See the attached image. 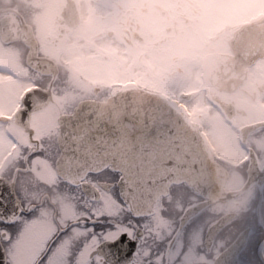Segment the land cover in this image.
<instances>
[{
    "label": "flooded vegetation",
    "instance_id": "1",
    "mask_svg": "<svg viewBox=\"0 0 264 264\" xmlns=\"http://www.w3.org/2000/svg\"><path fill=\"white\" fill-rule=\"evenodd\" d=\"M228 10L235 15L228 16ZM263 15L257 0H0V177L34 203L51 200L54 207L44 211L61 223L79 217L77 204L93 192L77 189L65 199L68 180L59 172L62 145L57 148L62 115L84 99L105 100L131 87L155 91L186 107L220 170L224 194L217 191L209 205L182 224L187 208L207 197L185 184L173 185L150 213L140 215L137 264L143 257H149L145 264L257 259L252 245L264 244V56L237 59L230 39ZM25 21L31 31L24 30ZM18 41L38 48L45 58L62 52L67 62L57 58L49 67L39 58H23ZM45 76L47 86L33 83ZM21 83L27 85L20 88ZM34 87L39 91L31 97L29 126L35 129L37 113L47 110L56 117L58 133L34 131L32 139L40 141L34 147L51 149L52 155L29 162L28 153L20 154L9 136L30 144L25 118L18 114L24 107L20 100ZM9 121H15L14 127ZM100 172L84 179L96 182L100 211L119 215L122 206L130 209L118 186L111 181L105 186L107 177ZM114 178L119 181L120 174ZM222 217L224 225L208 239L210 227ZM234 244L235 250L224 256Z\"/></svg>",
    "mask_w": 264,
    "mask_h": 264
},
{
    "label": "water",
    "instance_id": "2",
    "mask_svg": "<svg viewBox=\"0 0 264 264\" xmlns=\"http://www.w3.org/2000/svg\"><path fill=\"white\" fill-rule=\"evenodd\" d=\"M230 43L237 59L253 61L263 56L264 17L240 28ZM60 121V136L69 141L67 149L62 145V159L58 162L60 174L68 180H75V183L85 177L80 161L76 159L74 133L78 128L90 133L92 140L98 143L90 145L87 150L93 155L97 150L105 151L118 162L122 168L119 191L126 185L123 200L137 216L150 213L172 184L185 182L210 198L189 207L182 224L209 204L217 191L224 194L220 189V175L214 172L200 132L158 93L130 88L116 92L106 100H82ZM130 125L135 126L129 136L131 150L121 154L116 151L118 138L129 132ZM79 155L83 156V153ZM104 168L97 164L89 172ZM0 181L6 180L0 178ZM83 185L91 194L93 188L88 187V183ZM223 223L224 218L214 224L209 229L208 238L212 239ZM234 249H228L224 256Z\"/></svg>",
    "mask_w": 264,
    "mask_h": 264
},
{
    "label": "snow or ice",
    "instance_id": "3",
    "mask_svg": "<svg viewBox=\"0 0 264 264\" xmlns=\"http://www.w3.org/2000/svg\"><path fill=\"white\" fill-rule=\"evenodd\" d=\"M38 91L34 87L26 91L20 100L24 107L19 110V115L25 118L24 126L28 128L30 144L9 136L18 145L20 154L28 153L29 162L41 155L51 159L52 155L51 149L34 147L40 141L32 139L31 134L34 131L40 136L58 133L56 117L47 110L37 113L35 129L29 126L33 112L31 97ZM8 123L13 127L15 125V121ZM74 134L78 153L76 159L80 161L83 172L87 174L97 164L103 165L110 170V173L100 172L107 177L105 186L108 181L120 186L114 178L117 172L122 171L118 162L105 151L97 150L93 155L84 150L98 143L92 140L90 133L78 128ZM68 144L69 141L64 140L63 136H58L57 148L63 145L67 149ZM79 153H83V156ZM95 183L92 181L88 187L94 189ZM56 184H59V179ZM121 187L120 197L123 199L126 185ZM77 189L87 190L83 184H76L75 180L66 181L63 190L65 199L68 193L74 195ZM113 199H116L115 195ZM47 206L54 207L51 200L34 203L31 197L18 193L13 185L0 181V264H137L134 257L142 235L143 217L137 216L132 209H123L122 206L119 215L105 214L100 211L101 201L94 190L90 197L77 204L79 217L66 218L63 223L59 216H49L44 211ZM64 207L67 209L68 206ZM137 220L141 223H137ZM252 247L258 258L247 261V264H264V244L254 243ZM148 259L143 257L140 264H145Z\"/></svg>",
    "mask_w": 264,
    "mask_h": 264
},
{
    "label": "clouds",
    "instance_id": "4",
    "mask_svg": "<svg viewBox=\"0 0 264 264\" xmlns=\"http://www.w3.org/2000/svg\"><path fill=\"white\" fill-rule=\"evenodd\" d=\"M24 30L25 31H31L32 30V25L30 22L25 21L24 23ZM21 54L23 58H39L41 60H44V63L47 64L49 67H55L57 64V58L61 62H67L65 55L60 52L52 57L45 58L43 53L39 52L38 48L35 47H25L21 42L18 41ZM51 60V64H48V61ZM59 74L62 80H65V77L67 76V72L63 67L59 69ZM26 79V78H24ZM66 82V80H65ZM33 83H38L40 86L44 87L47 86L50 81L48 80L47 76H45L43 79L39 81H33ZM225 81L220 82V86L222 87ZM135 128L134 125H130V130L128 133H124L121 135V137L118 138V143L116 146V151L120 152L123 154L125 151H130L131 150V140L129 139L131 131H133ZM87 151V149H84Z\"/></svg>",
    "mask_w": 264,
    "mask_h": 264
},
{
    "label": "rangeland",
    "instance_id": "5",
    "mask_svg": "<svg viewBox=\"0 0 264 264\" xmlns=\"http://www.w3.org/2000/svg\"><path fill=\"white\" fill-rule=\"evenodd\" d=\"M257 4H258L260 7H263V6H264V1L261 2V0H257ZM227 13H228V16H234V15H235V12H231L230 10H228ZM26 85H27L26 83H21L19 86H20V88H21V87L24 88ZM3 144H4V143H3ZM2 149H3V148L1 147V150H2ZM214 209H217V207H214ZM212 210H213V207H212Z\"/></svg>",
    "mask_w": 264,
    "mask_h": 264
}]
</instances>
